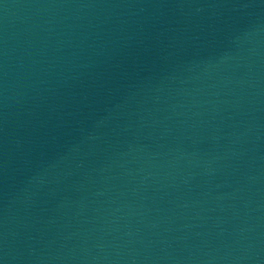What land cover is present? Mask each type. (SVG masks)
<instances>
[{"label":"water","instance_id":"95a60500","mask_svg":"<svg viewBox=\"0 0 264 264\" xmlns=\"http://www.w3.org/2000/svg\"><path fill=\"white\" fill-rule=\"evenodd\" d=\"M0 264H264V0H0Z\"/></svg>","mask_w":264,"mask_h":264}]
</instances>
